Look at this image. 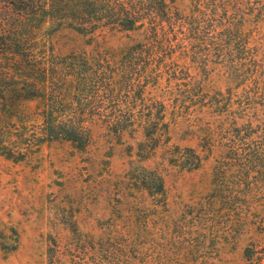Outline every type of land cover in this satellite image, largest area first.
I'll return each instance as SVG.
<instances>
[{
	"label": "trees",
	"instance_id": "16d2710c",
	"mask_svg": "<svg viewBox=\"0 0 264 264\" xmlns=\"http://www.w3.org/2000/svg\"><path fill=\"white\" fill-rule=\"evenodd\" d=\"M173 2L0 0V145L26 147L7 156L23 159L45 140L84 148L98 125L116 136L142 130L139 145L167 147L171 163L192 170L203 156L190 146L170 148L168 136L178 115H192L204 156L216 152L207 205L256 206L264 172V0H192L187 15ZM62 26L141 38L117 55H60L50 34ZM28 101L36 104L25 115ZM32 116L38 132H13ZM138 175L149 195L164 194L157 170Z\"/></svg>",
	"mask_w": 264,
	"mask_h": 264
},
{
	"label": "rangeland",
	"instance_id": "374dc122",
	"mask_svg": "<svg viewBox=\"0 0 264 264\" xmlns=\"http://www.w3.org/2000/svg\"><path fill=\"white\" fill-rule=\"evenodd\" d=\"M173 3L183 15L192 9V0ZM140 38L138 31L110 28L91 37L66 26L50 34L60 55L93 49L117 55ZM35 104L24 103L25 115ZM171 115L168 109L165 120ZM178 119L169 128L170 148L200 153L196 169L171 163L167 147L151 152L139 145L142 130L116 136L94 125L84 148L45 140L23 159L7 154L26 147L0 145V264H264V172L256 206L207 205L216 152L204 156L192 115ZM35 121L13 132H38ZM144 168L162 175L164 194L141 187Z\"/></svg>",
	"mask_w": 264,
	"mask_h": 264
}]
</instances>
